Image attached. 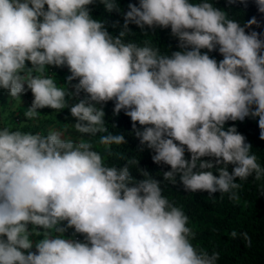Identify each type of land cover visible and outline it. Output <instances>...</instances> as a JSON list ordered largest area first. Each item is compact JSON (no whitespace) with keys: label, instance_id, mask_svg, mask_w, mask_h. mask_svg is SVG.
I'll use <instances>...</instances> for the list:
<instances>
[{"label":"clouds","instance_id":"obj_1","mask_svg":"<svg viewBox=\"0 0 264 264\" xmlns=\"http://www.w3.org/2000/svg\"><path fill=\"white\" fill-rule=\"evenodd\" d=\"M251 2L264 14V0ZM215 5L0 0V91L19 106L32 97L21 126L0 125V264H218L162 187L238 202L242 182H264L252 145L226 126L256 120L264 140V30ZM97 6L123 23L94 16ZM157 29L175 50L161 51ZM51 69L67 70L64 83ZM109 102L161 179L117 150L128 141L109 128ZM46 108L67 109L64 127L24 130ZM229 235L252 246L247 232Z\"/></svg>","mask_w":264,"mask_h":264},{"label":"trees","instance_id":"obj_2","mask_svg":"<svg viewBox=\"0 0 264 264\" xmlns=\"http://www.w3.org/2000/svg\"><path fill=\"white\" fill-rule=\"evenodd\" d=\"M122 9H127L129 2H136V0H119ZM228 11L230 15L246 22L251 17L255 16L260 24L257 31L264 30V14L257 12L255 5L249 0L247 6L235 3L228 5L226 0H216V5ZM96 17L104 18L109 25L112 22L119 20L123 23L122 17L115 13H105L102 6L94 8L93 13ZM137 33L135 39L140 42L142 39L139 36L140 30L135 25L129 26ZM110 31L118 32L119 29L109 28ZM170 30H156V36L152 37L153 41L161 47L162 52H167V45L173 46L175 50V41L168 35ZM132 38V37H130ZM212 55H216L213 53ZM220 59L219 56L216 57ZM56 75L57 69H51ZM31 97V93H27ZM13 101L8 99V96H1L0 98V125L11 124L13 127L21 126L22 119L17 116V112L11 109L10 105ZM113 105L109 102L105 106V119L111 124H115L114 131L125 134L128 143L120 146L118 151L124 152L126 157L137 156L139 159V167L146 168L156 179H161V168L151 161V153L149 150L137 153L136 148L138 140L133 136L128 135L131 131L130 119L126 117L123 112L113 116ZM42 114L35 122L28 121L24 125V130L46 132L47 123L53 121L55 116L64 115L67 112L55 114L51 113L50 109L41 110ZM7 119V120H6ZM235 123L237 131L246 137V141L252 145V151L257 155L258 161L264 165V140L259 139V129L256 120L246 118L243 122H228L226 126H231ZM187 155V154H186ZM111 163L123 164L124 161L111 160ZM164 170H167L165 166ZM133 175L137 176L135 170ZM137 178H139L137 176ZM264 182H255L250 177L247 181L242 182V188L239 191L240 200L232 202L228 199L227 194L222 198L219 193L214 194L215 197H209L206 192L185 193L179 186L172 187L170 185H162L164 188V195L169 199L175 201L178 206H182L185 213L189 216L190 226L193 227L197 233L194 241L199 247H203L210 253L218 251L220 259L218 264H264V191L261 189V184ZM247 232L251 237L252 246L247 247L242 239H232L229 235L231 231Z\"/></svg>","mask_w":264,"mask_h":264},{"label":"crops","instance_id":"obj_3","mask_svg":"<svg viewBox=\"0 0 264 264\" xmlns=\"http://www.w3.org/2000/svg\"><path fill=\"white\" fill-rule=\"evenodd\" d=\"M57 70H58V74L56 75L57 81H58V83L62 84V83H64V78L68 74L67 70L66 69H57ZM1 96H7V94L2 92V91H0V98H1ZM21 99H22V105L21 106H19L18 103H16V102H12L10 107H11V109H14L17 113H20L19 117L23 121L22 113L30 105L31 98L29 97L28 94H25V95H23L21 97ZM67 114L68 113L66 112V114H64V115L61 114V115L55 116L53 121H50V122L47 123V129L49 127L63 128L64 127V122H65V116ZM2 117L3 116L0 115V118H2ZM36 121H32V122L36 123Z\"/></svg>","mask_w":264,"mask_h":264},{"label":"rangeland","instance_id":"obj_4","mask_svg":"<svg viewBox=\"0 0 264 264\" xmlns=\"http://www.w3.org/2000/svg\"><path fill=\"white\" fill-rule=\"evenodd\" d=\"M3 114V116H5V114H4V112L2 113ZM7 120V119H6ZM54 120V119H53Z\"/></svg>","mask_w":264,"mask_h":264}]
</instances>
